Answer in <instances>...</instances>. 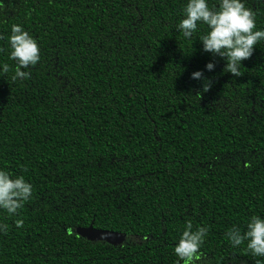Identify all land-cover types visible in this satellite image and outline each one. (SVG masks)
<instances>
[{"label":"trees","instance_id":"1","mask_svg":"<svg viewBox=\"0 0 264 264\" xmlns=\"http://www.w3.org/2000/svg\"><path fill=\"white\" fill-rule=\"evenodd\" d=\"M0 264H264V0H0Z\"/></svg>","mask_w":264,"mask_h":264},{"label":"water","instance_id":"2","mask_svg":"<svg viewBox=\"0 0 264 264\" xmlns=\"http://www.w3.org/2000/svg\"><path fill=\"white\" fill-rule=\"evenodd\" d=\"M77 233L90 241H105L114 246L122 243L125 239L121 233L95 229L92 225L86 228H77Z\"/></svg>","mask_w":264,"mask_h":264}]
</instances>
